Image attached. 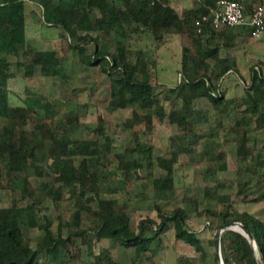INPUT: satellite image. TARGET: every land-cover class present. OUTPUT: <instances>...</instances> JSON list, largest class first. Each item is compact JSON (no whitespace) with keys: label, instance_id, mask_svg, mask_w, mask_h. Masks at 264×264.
<instances>
[{"label":"trees","instance_id":"trees-1","mask_svg":"<svg viewBox=\"0 0 264 264\" xmlns=\"http://www.w3.org/2000/svg\"><path fill=\"white\" fill-rule=\"evenodd\" d=\"M218 1L195 0L179 10L173 0H0V190L12 197L8 206L0 207V264H127L113 256L114 245L133 252L140 263L149 259L147 253L172 228L176 239L205 256L202 239L189 228L190 214L184 207L164 210L156 203L158 218L146 216L132 223L131 212L137 209L127 201L103 197L117 194L122 181L130 186L139 180L143 191L138 196L144 202L174 199L178 172L186 166L182 156L193 163L202 139H215L226 128L218 120L202 131V123L209 120L193 107L199 99L207 100L220 115L234 113L235 124L226 134L233 135L237 144L238 166L234 179L213 181L219 171L228 170L227 153L204 151L209 165L204 181L207 186L215 183L206 190L211 203L202 205L197 195H184L183 202L197 216L214 218L217 229L239 221L253 233L256 251L241 232L222 234L225 264H264V208L256 214L239 207L260 202L253 181L264 184V147L251 143L252 134L264 130V61L249 65L246 81L236 58L222 50L237 49L241 37L253 36L251 28L215 29L209 21L196 25L218 7ZM234 1L249 14L264 5V0ZM30 4L35 6L32 13L40 11L43 25L62 29L67 47L104 75L107 109L130 108L132 117L126 126L133 130L143 124L133 130L132 146L113 153V139L101 114L86 136L76 105L62 103L65 110L57 114L54 92L62 77L63 57L56 48L30 45ZM136 33H149L157 47L172 35L180 37L181 80L175 86L158 83L157 60L147 57L143 49H129L128 38ZM87 44L95 46L90 54ZM22 57L27 59H11ZM16 68L24 69L25 78L44 77L52 83L53 93L25 87L23 97L10 90ZM139 72L143 78L135 77ZM234 75L242 93L229 95L227 79ZM156 118L173 129L167 152L157 157ZM156 166L163 171L159 176ZM149 186L151 193H147ZM226 187L236 189V194L218 191ZM47 201L70 211L68 219L58 215L56 231L47 215L41 220ZM31 228L43 234L33 240ZM101 243L98 253L96 246Z\"/></svg>","mask_w":264,"mask_h":264},{"label":"rangeland","instance_id":"rangeland-1","mask_svg":"<svg viewBox=\"0 0 264 264\" xmlns=\"http://www.w3.org/2000/svg\"><path fill=\"white\" fill-rule=\"evenodd\" d=\"M179 10L193 5L195 0H173ZM35 8L34 5L28 6L29 17L27 25V35L31 46L39 49H57L63 57L62 60V77L59 81V87L54 92V101L56 103L57 114L61 115L67 105H76L78 115L82 118L81 130L83 135H88L96 123L97 117L101 114L105 119V126L107 131L111 134L113 139V153L118 155L125 148L134 144L133 130L143 128V124L135 126L132 130L126 126V121L132 117V109H118L109 111L106 107L107 103L104 100L106 92V80L97 69L83 63L78 55V52L67 47L66 35L62 29L53 28L43 25L40 20V11L37 9L36 13L31 11ZM31 12V13H30ZM241 37L237 49H223L222 53L235 57L238 67L245 77L246 81L250 80L249 65L257 63L260 59L264 61V34L261 37L247 36ZM129 49H143L145 54L150 59H155L158 62L157 66V80L159 84L166 86H175L180 80L181 75L179 70L181 68L182 49L181 40L178 35L168 37L165 44L157 47L149 33L131 34L128 38ZM94 44H87V53L94 51ZM12 60H25L27 58H11ZM16 78L11 82L12 91H18L24 97L23 91L25 87H31L34 90L44 93H53L52 83L44 77L35 76L33 78L24 77V69L16 68ZM152 74L155 75L154 71ZM143 73H136L135 77L143 78ZM229 87V95L241 94L243 86L238 82V76L234 75L227 79ZM159 89V86L157 87ZM52 91V92H51ZM22 93V94H21ZM16 99V98H15ZM14 99V100H15ZM199 113L203 111L207 116L209 122L202 123V131H207L208 127L218 120H223L225 123V130H221L219 135L213 138H204L196 147V155L193 163H189V157L182 156V160L186 163L184 168H181L177 175V187L175 197L172 200H155L150 199L144 202L138 193L143 191L141 181H136L133 185L127 186L120 183V191L114 195H103V197H114L120 201H127L132 208L137 209L131 212L132 223H135L146 216L157 217L155 204L158 203L162 209L169 210L177 207H184L190 214L187 224L191 230L198 234L202 239V244L205 256L202 252L185 241L178 240L175 237L174 229L168 230L164 233L162 241L155 243L150 252L147 253L149 259L142 262L135 260L134 254L131 251L124 249L121 245L112 246V254L116 259L126 262L127 264H219L216 260V244L214 243L216 228V221L212 217H199L191 209L190 204L183 202L184 195H197L199 202L202 205L209 204L207 200L206 190L210 189L204 177L207 176L208 163L205 158L204 151L223 150L227 153L228 170L219 171L215 179L221 181H229L234 179L235 171L238 166L236 149L237 144L233 139V135H227L226 129L235 124L234 113L228 117L218 114L205 99L195 101L193 106ZM200 120V116L198 118ZM92 125V126H91ZM156 127L153 142L155 145V157L165 154L168 149V138L173 133V129L167 124L160 122L157 118L154 121ZM239 132H243L240 129ZM251 136V143L254 141L259 148L264 147V130L253 133ZM144 141L147 139L143 135ZM230 138V140H228ZM188 162V163H187ZM156 176H159L163 171L156 166ZM221 193L234 195L237 190L231 187L218 190ZM253 191L257 197L261 199L258 203H249L247 205H240V209H248L251 212L260 214L264 208V184L253 181ZM152 188L149 186L147 193H151ZM11 193L6 190H0V207H6L11 203ZM47 209L42 211L41 220L43 216L47 215L50 219L51 228L56 231L58 227V215L63 214L66 219L70 217V211L63 212L62 205L57 202L47 201L45 203ZM23 226L25 224L23 223ZM65 234L67 229H64ZM29 236L35 240L43 231L37 228H31L28 231ZM92 234V233H91ZM101 244L96 246V251L99 253ZM93 260L92 256H88ZM67 264H79L69 262Z\"/></svg>","mask_w":264,"mask_h":264},{"label":"built area","instance_id":"built-area-1","mask_svg":"<svg viewBox=\"0 0 264 264\" xmlns=\"http://www.w3.org/2000/svg\"><path fill=\"white\" fill-rule=\"evenodd\" d=\"M202 21H209L215 29L248 26L253 36L258 38L264 34V5L255 7L253 13L249 14L238 1L219 0L218 7L212 9L202 20H198L196 25L200 27Z\"/></svg>","mask_w":264,"mask_h":264},{"label":"water","instance_id":"water-1","mask_svg":"<svg viewBox=\"0 0 264 264\" xmlns=\"http://www.w3.org/2000/svg\"><path fill=\"white\" fill-rule=\"evenodd\" d=\"M227 230L238 231L244 234L246 237H248L256 251V242L254 235L242 222L236 221L224 224L215 232L216 256L219 264H225L222 255V234Z\"/></svg>","mask_w":264,"mask_h":264}]
</instances>
